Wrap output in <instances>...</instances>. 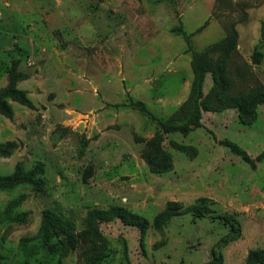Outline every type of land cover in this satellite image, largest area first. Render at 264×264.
<instances>
[{
	"label": "rangeland",
	"instance_id": "1",
	"mask_svg": "<svg viewBox=\"0 0 264 264\" xmlns=\"http://www.w3.org/2000/svg\"><path fill=\"white\" fill-rule=\"evenodd\" d=\"M180 26L191 35L192 51L175 30ZM233 30L227 93L264 91V0H0V89L19 60L29 78L18 88L36 106L10 101L13 118L0 114V143L19 144L0 157V175L19 162L26 169L41 162L46 182L43 192L0 190L2 264H86L92 248H104L102 264H246L251 251L264 250V160L252 167L222 144L256 158L264 150V104L250 124L228 108L203 112L202 126L187 135L166 134L162 146L173 166L161 174L144 158L154 152L157 125L126 106L143 101L160 119L170 118L190 95L193 52ZM212 84L208 75L205 94ZM21 194L27 199L14 215L27 212V221L5 220V207ZM201 199L215 203L211 214L176 216L154 229L168 203L188 207ZM112 206L149 222L142 245L140 231L118 219L100 224L103 243L91 241L88 212ZM48 209L71 223L77 239L63 258L48 255L38 240L30 241L33 252L21 248Z\"/></svg>",
	"mask_w": 264,
	"mask_h": 264
},
{
	"label": "trees",
	"instance_id": "2",
	"mask_svg": "<svg viewBox=\"0 0 264 264\" xmlns=\"http://www.w3.org/2000/svg\"><path fill=\"white\" fill-rule=\"evenodd\" d=\"M184 36L187 44V51H192L190 45L191 35L186 34L182 27L175 29ZM264 35V33H263ZM237 32L233 30L222 41L209 46L203 52H193L192 69L194 79L191 86V92L188 99L180 106V108L166 120L160 119L149 110L143 101L130 100L126 106L139 112L144 118L157 125V133L152 140L153 153L144 154V158L148 163L152 173H166L172 169V157L168 151L163 149V141L166 134L181 133L187 135L193 128L201 127L203 112H215L228 108H236L239 117L245 124H250L256 119V110L259 105L264 104V91H259L251 95L232 96L227 92L230 88V80L227 72V62L236 47ZM260 53L255 54V61H259ZM19 60L13 61L8 70V83L0 89V114L12 119L13 110L10 101L16 102L29 109H35L36 106L28 97L27 93L18 88L19 82L29 78V75L19 70ZM212 77V88L204 93V85L207 76ZM222 144L226 145L232 153L240 156L246 163L255 167L257 162L264 160V150L256 157L251 158L250 155L242 148L227 140H223ZM179 146V145H175ZM19 144L15 141H7L0 143V157H10L17 149ZM183 150L184 147H178ZM45 168L41 162H38L31 169H26L22 162L17 163L13 173L9 175H0V190L10 191L19 186H30L37 192H43L45 188ZM27 199L25 194H21L11 201L3 211V217L8 221L25 223L28 213L24 212L14 215L15 209L19 208ZM215 203L201 199L195 204L184 207L180 203H168L165 208L159 212L153 222L154 229L162 231L171 219L176 216L190 214L194 220L202 219L213 212ZM215 218V216H214ZM221 218V217H219ZM120 220L127 226L136 227L140 231V242L143 244L146 232L149 228V222L140 215L128 211L121 206H112L107 210L98 208L91 209L86 216V231L90 239L94 243L105 240L100 232V224L103 222H111ZM223 220L230 225L232 232L237 233L238 228L235 222L228 217ZM237 238V235L231 240ZM38 240L46 249L50 256H59L63 258L77 247V239L73 232L72 225L64 219L56 211L48 209L43 212L41 226L38 233L33 239L24 238L21 241V248L25 252L35 251V246L30 241ZM105 244V243H104ZM107 257L104 248H92L84 253L83 260L86 264H102ZM0 264L1 261H0ZM246 264H264V250L251 251L246 259Z\"/></svg>",
	"mask_w": 264,
	"mask_h": 264
}]
</instances>
